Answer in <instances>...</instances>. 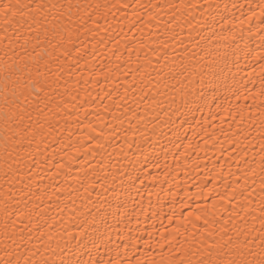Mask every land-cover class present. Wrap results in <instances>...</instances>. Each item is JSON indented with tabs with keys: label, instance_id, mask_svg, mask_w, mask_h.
<instances>
[{
	"label": "bare ground",
	"instance_id": "obj_1",
	"mask_svg": "<svg viewBox=\"0 0 264 264\" xmlns=\"http://www.w3.org/2000/svg\"><path fill=\"white\" fill-rule=\"evenodd\" d=\"M0 264H264V0H0Z\"/></svg>",
	"mask_w": 264,
	"mask_h": 264
}]
</instances>
